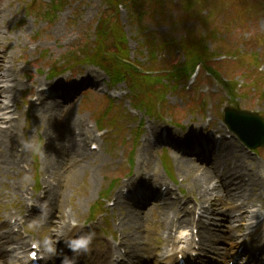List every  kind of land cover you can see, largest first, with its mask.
Instances as JSON below:
<instances>
[{
	"label": "rangeland",
	"instance_id": "1",
	"mask_svg": "<svg viewBox=\"0 0 264 264\" xmlns=\"http://www.w3.org/2000/svg\"><path fill=\"white\" fill-rule=\"evenodd\" d=\"M169 1L174 7L167 13V18L161 19L157 15L159 11H152L153 16L149 15V20L140 24L137 19L133 18L130 8L120 7L116 12L113 8L107 9L105 0H65L62 10L57 13L50 12L47 18L32 7L36 2L37 8L47 10L50 0H0V52L6 54L10 61L14 60L15 68L20 71L18 73L20 87L16 88V97L7 101V103L12 102L9 103L11 105L18 104L19 109L16 113H9L12 109L10 107L0 113L5 115V118L12 117L20 122V147L18 148L17 145L16 149H18V153L20 150L22 151L19 155L25 159L21 169L19 166L10 170L0 168V245L9 254L11 264H23V255L15 250L9 252L10 248H14L13 243L5 244L1 235L10 231L7 224L12 217L18 218L27 215L26 207L30 206L32 187L39 188L36 196L32 198L35 201L46 188L47 181L52 183V187L60 188V197L56 206L51 208L47 218V212L43 213L44 217L39 215L31 221L27 218L29 223L25 229L31 232L34 239H38L43 244V240L49 239L54 230L61 225L63 230L55 233V237L60 235L64 238V234H67L74 225L80 229L91 224L89 232L94 231L96 235L85 259H83V264H97L96 259L101 260V250L105 248V243L117 246L122 236L126 235L130 237L134 234L138 238L137 242H140L142 246L139 252L140 259H127V264H160L162 261L159 258L174 247V238L181 234L188 235L190 242H193V221H190L189 226L174 229L170 237L167 232L159 228L160 221L158 223L157 220H160L161 208L159 206L157 208L151 199L143 200L139 205L132 204V208L140 212L139 225L136 227H132L128 220L123 219L127 208L128 210H132V208L127 207L126 203L109 207L108 203L115 202L117 194L122 187H125L128 178L139 172H146L150 175L149 178L155 181H153V185L156 183H160V186L167 183L171 185V193L167 201L173 203L175 209H177L175 203L179 202L178 198H183V196L185 200L188 199L187 207L191 209L201 199L199 191L193 189V180L196 177L195 172L193 173L194 169H189L187 165L191 161V165L194 167L196 159L187 155L182 156L181 152L185 148L177 151L173 147L175 140L181 147L183 146L181 136L184 134L193 138L195 142L207 137L209 131L219 130L220 133L217 134H224L226 125L222 115L225 107L255 112L264 118V99L261 90L255 94L251 86H247L238 93L237 99L233 100L220 82L224 80L221 75L216 78H201L202 75H205L202 72L194 84V78L189 82L187 76H184L174 83V89L167 95L164 112L160 110L155 113V118H150L151 116L144 110L137 109L136 111L134 109L135 100L125 82L111 87L115 90L109 92V95L115 100L116 111H113L115 108H112V111L109 112L108 97L110 96H103L100 87L111 86V81L103 69L90 62L75 65L72 69L68 68V71L61 72L60 76L51 78L54 70L59 71V69H66L72 65L73 57L76 60L86 59L89 55L88 47H92L95 42L97 21L103 15L109 14L113 15L111 20L118 18L127 35L131 60L143 67L149 66L147 52L141 50V45L144 44L141 31L143 26L146 28L144 33L154 34L157 39L170 37L174 40H181L185 33H190L201 25L198 16H202L203 12L198 6L195 9V15L189 16V21H186L183 17H179L181 4L184 0ZM222 1L226 7L223 11L227 15L233 11L237 4L238 11L248 5L241 4L236 0ZM263 4L264 1L257 7L258 15L252 16L248 12H243L240 22L230 31L219 26L223 25L222 22L225 20L223 15H215L214 21L207 23L220 27L219 30L226 34L235 32L229 35L231 39L238 40L239 36L241 37L237 47L227 45V53L234 55L238 51L240 54L244 52H248V54L264 53V47H262L264 45ZM229 37L226 38L227 44L232 42ZM210 46L212 47L211 44ZM171 50L170 54L167 51L160 53L159 59L182 64L185 61L184 54ZM263 57L259 63V71L264 74ZM236 58L238 56L233 59L225 58V60L231 61L227 64L235 67L238 63H236ZM247 61L254 62L250 58ZM237 80L240 84L243 83L241 78ZM9 84L0 80V86ZM43 84L49 87L57 86L52 87L55 91H58V86L67 90L64 94L65 99H60L57 102L60 111L56 120L50 118L48 114H43L42 111H36L38 107L30 103V99H36L38 95L35 88L37 89ZM32 85L35 86L34 89ZM263 87L264 84L260 86V89ZM46 105L49 103L45 102L44 105L39 106V109ZM105 112H109V116L103 120L102 115ZM71 113L75 119L78 118L82 122V126L68 128L65 137L68 142L74 141L72 135L74 137L75 134L78 135L77 128L82 130L86 142V145L85 142H81L82 157L79 155L77 159H72L70 156L67 163L62 161L56 170L46 172L43 153L48 137L45 133L50 130L55 132L59 123L68 124L66 119ZM114 120L118 125L112 126ZM54 121L58 122L56 126ZM141 121L144 123L143 136L135 143L136 132ZM7 125V122L0 121V128H5ZM100 129H104L102 133H99ZM155 129L159 131L158 138L152 136V134L156 135L153 133ZM232 136L228 140L233 144L232 149L236 152L237 159L241 158V163L247 171L255 173L261 179V183L254 192V198L245 197L237 204L244 202L247 206L246 210L257 208L264 212V147L251 148L237 139L234 133ZM79 138L81 137L76 138V142L79 141ZM31 139H35L41 145L39 153L25 149V142ZM93 143L98 145V151H91ZM163 145L168 151L161 150ZM195 146L197 147L198 144L195 143ZM58 147L60 149L61 145ZM5 151L3 146H0V156ZM205 157L206 155L202 154L201 161L206 160ZM206 161L208 162V159ZM213 185L210 184V193L219 194L217 190H212ZM140 191H145V195H151V192L145 188ZM101 197L107 198L104 199L106 204L101 203ZM212 202L217 204L219 212L207 214L208 217L204 219L205 225H214L216 234L222 239L228 236L231 227V222L224 218V214L228 213L224 207L227 201H215L214 199ZM207 204L205 207H208ZM179 207L181 206L178 205ZM102 212H107L102 215L104 216L102 219L99 217L98 220L91 221ZM257 213H260V210ZM235 215H239V212H236ZM251 215L250 211L247 218L249 219ZM54 216H56L55 220H53ZM247 218L244 222L237 220L235 223L233 221L235 227L242 223L252 222ZM19 224L20 222L16 225L22 232ZM262 231L264 232V225ZM237 233L235 245L239 244L241 238L247 235L248 231L242 229ZM239 236L242 237L239 238ZM18 237L20 238L21 235ZM53 242H56V238ZM196 242H198V238ZM128 243H130L129 240ZM235 245H231L230 241L219 244L222 254L216 251H212L213 253L201 251L200 259L204 264H231V257L235 250L233 253L231 252ZM195 248L198 251V245ZM124 251H130L128 246L120 245L113 250V254L119 257ZM154 253L158 258L154 256ZM225 254L229 256H225ZM50 257H54V255L49 253L47 264H50V261L55 262L50 260ZM108 263L106 261V264Z\"/></svg>",
	"mask_w": 264,
	"mask_h": 264
},
{
	"label": "bare ground",
	"instance_id": "2",
	"mask_svg": "<svg viewBox=\"0 0 264 264\" xmlns=\"http://www.w3.org/2000/svg\"><path fill=\"white\" fill-rule=\"evenodd\" d=\"M13 63L14 60L10 61L9 57H7L6 54L0 52V80H2V82L5 81L6 83H10L9 85L0 86V111L10 108L11 104L9 103L12 102L7 103V101L10 99H15L16 88L20 87L18 85L20 84V77L18 74L20 71L18 68H15V65ZM10 79H12L14 82ZM43 87L47 88V90L50 89L52 92H57V95L56 98H52L47 101L49 105L42 109H39L38 107L36 111H42L43 114H48L50 118L56 120L59 115L58 112L60 111L57 102L60 99H65L64 94L67 90L64 89V87L58 86V91H55L54 89H52V87H57L55 85L49 87L43 84ZM45 98H47V96L45 95V90H43L42 92H38L39 100L43 102ZM2 120L7 122L8 125L5 128H0V146H3V148L6 150L5 153L0 156V168L3 167L7 170H10L12 168H16V166H19V168L21 169L25 162V159L19 155L22 151L20 150L18 153V149H16L17 145L18 148L20 147L19 129L21 127V124L16 119L5 118L4 115L0 113V121ZM66 122H68V124L66 125L64 123H59V127L55 132H51L50 130L46 131L45 133V135L48 137L43 153L44 170L46 172L56 170V167L59 166L62 161L67 163L70 156H72V159H77L79 155L80 157H82L80 153L81 142H85V138L82 130L80 131L78 129L82 126V122H80L78 118L75 119V116H73L72 113L66 119ZM57 124L58 122L54 121V125L56 126ZM76 127H78V135L75 134V137L74 135H72L74 141L71 140L72 142H68L67 138L65 137V132H67L68 128L73 129ZM153 133L158 136L159 131L155 129L153 130ZM77 137L81 138H79V141L76 142ZM181 139L183 140V146L181 147H185L187 153L193 155L194 159H196V164L194 167L191 165V161L188 162L187 165L189 169H194L193 173L195 172L196 177L193 180V189L199 191L201 195L199 203L200 210H203V214H217V212H219V207H217V204H214L212 201H214V199L215 201H227L224 204V207L226 208L228 213L224 214V218H227L231 222V227L228 236H226L225 238L220 239V237H218L215 231L216 227H214V225H205L203 217L198 220L201 249L206 250L210 253H213L212 251H216L217 253L222 254V250L218 246L219 244L228 243L230 241L231 245H235L238 237L237 232L241 231L244 228H250V225L243 223L235 227L233 221H235V223L237 222V220L243 222L248 217L247 214H249L248 210H246V204L244 202L237 204V202L242 201L245 197L253 199L254 192L257 189V186L261 183V179L259 176L257 177L255 173L247 171L246 167L241 163V158L237 159L238 156H236V152L232 149L233 144L229 143L230 141L226 140V138L221 141L218 152H212V159L210 157L209 162H207L206 160L201 161L200 158L203 152L194 153L193 138H189L187 135L184 134L183 136H181ZM201 140L208 141L209 138L205 137L201 138ZM174 144L177 148H180L178 141L175 140ZM58 145H61L60 149ZM238 147L242 148L241 146ZM233 157L235 159L234 161ZM149 177L150 175L148 173L139 172L138 174H136L135 177L130 179L128 186L130 189H132L136 186V184H139L140 186L147 188L151 192L152 196H155L154 201H156L157 205L158 202H160V199L156 198V195L159 191L157 186L158 183L152 185L153 180H151ZM210 184H214L212 186V190H217L219 194H215V192L210 193ZM59 194L60 188H54V186L52 187V183L50 181H47L46 188L44 189L42 196L45 197V200L49 204V206L52 205V208L53 206H56V203L60 197ZM208 198L210 201L207 200ZM41 199L42 198L38 199L35 203H38L37 205H40L41 203L39 201H41ZM124 199L125 198L120 193L117 194L116 200L118 204H121V202H123L122 200ZM124 201L128 202V207L130 208H132L131 203L135 202L134 200L128 201L127 199H125ZM206 203H208V207H205ZM158 205L161 208L159 227L165 232H167L169 235L171 234V230H173L174 227H186L189 226L191 220L193 221V212L189 211L187 207L183 209H175L173 205H168L165 199L162 201L161 204ZM236 212H239V215H235ZM55 218L56 216H54L53 220H55ZM139 218L140 212L134 210L133 208L132 210H128L127 208L126 215L123 217L124 220H128V223H130L132 227H136L137 225H139ZM61 230H63L62 225L61 227H58V229L54 230L53 234ZM77 231L78 229L74 232L72 231L71 235L73 236L75 233H77ZM1 238L5 241V244L14 242L16 240L10 232H7L5 235H1ZM137 239L138 238L134 234L130 235L129 237L130 243L128 244L130 251L128 252V259H140L139 252L142 249V246L140 242H137ZM194 239L195 238L193 237V240ZM49 240H54V236L52 234L50 235ZM122 242L127 244V240L124 238L122 239ZM16 243L20 248L28 246L27 241L18 240ZM192 244L193 242H190L188 235L181 234L180 236H176L174 238V250L176 252L168 253L163 261L173 262L180 249L187 250V248H189L188 246ZM61 247L62 246L59 245L58 248ZM109 248L110 246L108 245L105 248L104 252L107 253ZM181 252L185 253V250H182ZM225 255L227 256L228 254ZM98 262L99 260L96 259V263ZM0 264H10L8 253L6 252V250H3V246L1 245Z\"/></svg>",
	"mask_w": 264,
	"mask_h": 264
},
{
	"label": "trees",
	"instance_id": "3",
	"mask_svg": "<svg viewBox=\"0 0 264 264\" xmlns=\"http://www.w3.org/2000/svg\"><path fill=\"white\" fill-rule=\"evenodd\" d=\"M236 1L248 5L238 11L237 4L234 6L233 11L227 15L223 11L224 2L222 0H185L181 4L179 17H183L186 21H189V16L195 15L194 10L196 6L201 8L203 13L208 8L211 10L207 11L206 15L198 16L199 22L201 23L199 28H195L190 33H185V35L181 37V40H174L170 37L157 39L154 34L144 33L146 28L143 26L141 31L143 33L144 44L141 45V50H145L149 57L150 62L147 67H143L141 64L131 60L128 45L129 41L118 18L116 20H111L113 15H103L97 21L96 38L93 46L88 47L89 55L83 60H76L73 57V64L66 69H72L75 65H80L83 62H90L100 67L109 75L114 85L125 82L132 92L136 108L144 110L151 116H155V113L160 110L164 112L166 109L164 104L167 103V95L174 89V83L184 76H187L189 80L196 67L200 65L201 69L211 76H217L218 72H221L227 79L234 82L231 88H229L228 83L223 84L228 89V94L231 98H236L239 84L235 81V77L238 74L247 81L254 80L255 88L261 86L262 83H260V77L247 76L249 74V69L242 62H236L237 64L235 67L227 64L230 63V61L211 63V59L229 54L226 52L227 45L237 47L240 44V36L238 40L229 37V35L235 32L226 34L222 30L220 31L219 28L222 27L230 31L231 28H234L237 23L240 22L243 12H248V14L252 16L257 15V7L264 0ZM64 2L65 0H50L47 10L37 8L36 2H34L32 9H37L40 15H49L50 12L57 13L61 11ZM105 4L107 9L113 8L116 12L119 11L120 7L130 8L129 10L133 18L137 19L140 24L148 21L149 15L153 16V12L156 11H159L157 14L159 18H167V13L173 10L174 7L169 0H105ZM216 13H220L225 19L222 22L223 25H219L220 27L214 26V22L212 26L211 24H207L214 21L213 17ZM155 15L156 14H154V16ZM227 37L232 41L230 44H227ZM210 43L213 44L212 48L209 46ZM171 49L180 51L184 54L185 61L182 64L159 59L160 53L167 51V53L170 54L172 53ZM60 73V70L55 71V74ZM262 98L264 99V97ZM109 107V112L112 111V108H115L113 111H116V106L112 100H109ZM109 112H105V114L102 115L103 120H106V117L109 116ZM114 125H117L115 120L112 126Z\"/></svg>",
	"mask_w": 264,
	"mask_h": 264
},
{
	"label": "water",
	"instance_id": "4",
	"mask_svg": "<svg viewBox=\"0 0 264 264\" xmlns=\"http://www.w3.org/2000/svg\"><path fill=\"white\" fill-rule=\"evenodd\" d=\"M225 120L247 145L264 146V119L261 116L248 111L228 109Z\"/></svg>",
	"mask_w": 264,
	"mask_h": 264
},
{
	"label": "clouds",
	"instance_id": "5",
	"mask_svg": "<svg viewBox=\"0 0 264 264\" xmlns=\"http://www.w3.org/2000/svg\"><path fill=\"white\" fill-rule=\"evenodd\" d=\"M24 147L26 150L31 152L39 153L41 150V145L35 140L31 139L25 142ZM252 213H256L258 211L257 208H253L250 210ZM95 232H89L87 235L79 236L76 238H69L65 240L66 246L72 251L73 254L87 252L92 245V242L95 238ZM40 243V242H38ZM44 249L52 254H56V247L53 241L49 239L43 240ZM62 264H76L74 259L68 258L67 256L64 257Z\"/></svg>",
	"mask_w": 264,
	"mask_h": 264
}]
</instances>
